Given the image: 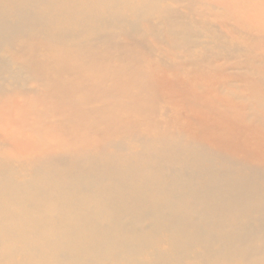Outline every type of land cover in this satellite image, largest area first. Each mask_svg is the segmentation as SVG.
Returning a JSON list of instances; mask_svg holds the SVG:
<instances>
[{
  "label": "bare ground",
  "instance_id": "1",
  "mask_svg": "<svg viewBox=\"0 0 264 264\" xmlns=\"http://www.w3.org/2000/svg\"><path fill=\"white\" fill-rule=\"evenodd\" d=\"M6 1H0V264H124L120 255L155 246L161 231L171 249L132 264H180L184 257L264 264V187L225 177L237 168L248 171L249 182L264 179V143L245 140L251 126L264 139V54L243 74L238 61L195 57V47H207L204 30L230 43L212 22L193 23L189 15H202L196 1L164 0L163 7L160 0ZM201 3L215 9L223 2ZM233 46L234 53L241 48ZM211 62L233 72L216 82L218 71L214 79L204 73ZM185 69L191 80L206 81L187 84ZM234 73L246 83H231ZM172 119L182 134L230 161L223 184L193 188L174 176L180 145L167 134ZM97 132L103 138L91 141ZM126 138L145 149L124 153ZM97 141L115 151L94 154L82 146ZM32 150L34 176L10 179L13 160ZM57 156L70 166L57 165ZM240 182L251 186L243 213L236 209ZM223 208L234 225L219 220ZM213 216L205 230L201 217Z\"/></svg>",
  "mask_w": 264,
  "mask_h": 264
},
{
  "label": "rangeland",
  "instance_id": "2",
  "mask_svg": "<svg viewBox=\"0 0 264 264\" xmlns=\"http://www.w3.org/2000/svg\"><path fill=\"white\" fill-rule=\"evenodd\" d=\"M3 1L2 3L7 4L8 1L6 0H0ZM190 1H196V6L194 7V11H196L198 14H202L201 16L194 17L195 13H192L189 15L192 18V21L194 23V19L196 20L199 25H204L205 20H208L212 22V25L217 29L219 33L225 34L229 38V42L227 43L226 40H219L216 37L215 31H207L204 30L203 36L201 37L200 41L207 45V47L202 48L200 46L195 47L194 56L195 57H208L211 61H217L221 65L224 62H235L238 61L236 65H239L237 67L241 68V73L243 74L245 70H247L249 67L253 66V64L259 60L260 56L264 54V0H216L220 1V4L222 6L215 7L213 9L210 5H204L201 3V1L204 0H190ZM198 2V3H197ZM159 4L161 7L167 6V3L164 0H160ZM191 12V11H190ZM189 12V13H190ZM216 23L218 25H216ZM217 26V27H216ZM212 27V26H211ZM229 44V45H228ZM61 46V44H59ZM233 45H239L240 50L237 52H233V48L235 46ZM226 49V50H225ZM43 52V51H42ZM159 52H156L158 54ZM154 56H156L154 54ZM246 57H249L248 59ZM159 58V57H158ZM147 63L150 61L148 59ZM144 64L145 68L148 64ZM148 67V66H147ZM191 69V68H190ZM189 70L185 69L183 71V75L185 79L187 80V84H203L202 82L206 81V79H195L191 80L188 76V73H190ZM205 75L209 76L211 79H214V75H216V71H218V77L217 79H214L216 82L222 83L225 81L224 77L225 74L232 73L233 71H230L228 68H226V71L223 70V66L217 70V67L211 62L209 64H206V67L204 69ZM200 74L198 72L195 73ZM240 75L239 73H234L235 80L231 81V83L238 84V82L245 84L244 77ZM203 76V75H202ZM240 106H242L240 103L236 102ZM164 111V104L159 105V117L164 119H167L165 115L163 114ZM170 117H174V113L176 111L170 110ZM22 114L18 113V118H20ZM145 130V129H143ZM161 131L165 132V125L161 127ZM156 132V133H155ZM248 134L245 137L246 142H253L262 145L264 143L263 137H256L255 133L262 135V131L258 129L255 126H251L250 129H248ZM151 134H153L155 137L158 136L159 132L158 129L152 130ZM168 137L171 141L175 143H179V151L176 153V160L178 161L177 164H175V168L171 166V170L173 171L174 176L177 178L179 175H182L184 179H187L188 183L193 188H201L204 186H209V184L213 182L214 186H216L215 183L220 185L219 183H222V177L221 175L225 174V170L227 169V166L229 161L227 158L218 157L217 155L210 153L211 149H208L207 146H203L198 142V140L194 141L191 140V137L189 135L182 134V130L180 128V123L176 120L174 121L172 119V125L170 128V132L167 133ZM93 141L94 139H101L103 138V134L101 132H97L94 136H91ZM125 148L124 153H129L132 150H144V146L142 143H138L135 140H128V138L125 139ZM142 144V145H141ZM147 145V143H146ZM157 149L163 144L155 143ZM84 149L87 152L91 153H107V152H114L115 149L112 147L106 146L103 142L97 141L94 143H91V145L86 146L83 145ZM95 146V147H93ZM154 145H147V148H150ZM74 146H71L69 149H72ZM63 151L59 149V153L61 154ZM122 153V152H121ZM36 155V150L25 152V154L21 155L17 159H14V165L17 167V172L11 175L10 179L13 181L15 179H18L17 181L23 182L26 180H29V177H33L35 172L31 165H29V160L34 158ZM175 160V161H176ZM55 163L61 167H68L70 166V160L67 161L64 165L60 164L62 161V158L57 156L54 158ZM230 162V161H229ZM183 169V170H182ZM232 171L228 174L227 178L233 177L239 180L244 181L245 183H256L257 186L264 187V179L261 178H255L252 181L249 182L247 176L248 171H245L244 169H237V168H231L228 169ZM221 179V180H220ZM16 181V180H15ZM223 184V183H222ZM239 184H242V188L239 190L241 192V197L239 202L236 204V209L240 213H243L247 209H249V204H251L250 199H243V196L247 195V192H250V185L245 186L246 184L240 182ZM153 185V188H158V186ZM220 186H217L215 189V192H217V188ZM155 191V190H154ZM252 194L254 197L257 196L258 193L255 194V187H252ZM214 201V199L212 200ZM13 209H15L17 212L20 211V208L17 206H13ZM220 210V209H219ZM222 211L217 212L216 215H223L219 218V220L223 224H229L234 225L236 223L235 217L231 214V212L223 208ZM227 211V212H226ZM224 212L225 214H223ZM209 214V213H208ZM211 215V214H210ZM216 217H212L210 219H205L201 217L200 224L202 227L207 230L209 229L208 223L211 220H215ZM245 220V218L240 219V221ZM148 223V222H147ZM142 227H145L147 224L142 223ZM158 243L155 246H150L148 248H145L142 253H140L137 250H132L124 253L123 255H120V260L124 261V264H132L134 260L138 259V262H149L153 259V255L157 253L158 250H165L169 251L171 247H167L169 243L170 244V237L167 236V233L164 231H161L158 235ZM197 253L201 250H196ZM233 260V258H232ZM229 263H223V264H236L237 260H234ZM206 263L211 262L208 258H206ZM180 264H200V261L194 257H184L181 259ZM212 264V263H211ZM250 264V263H248Z\"/></svg>",
  "mask_w": 264,
  "mask_h": 264
}]
</instances>
